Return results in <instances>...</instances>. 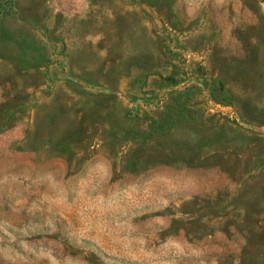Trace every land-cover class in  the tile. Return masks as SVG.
Masks as SVG:
<instances>
[{
  "label": "rangeland",
  "instance_id": "obj_1",
  "mask_svg": "<svg viewBox=\"0 0 264 264\" xmlns=\"http://www.w3.org/2000/svg\"><path fill=\"white\" fill-rule=\"evenodd\" d=\"M0 264H264V0H0Z\"/></svg>",
  "mask_w": 264,
  "mask_h": 264
}]
</instances>
